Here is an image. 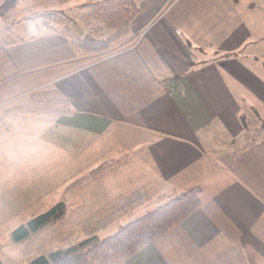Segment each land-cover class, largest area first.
I'll list each match as a JSON object with an SVG mask.
<instances>
[{
	"label": "crops",
	"instance_id": "1",
	"mask_svg": "<svg viewBox=\"0 0 264 264\" xmlns=\"http://www.w3.org/2000/svg\"><path fill=\"white\" fill-rule=\"evenodd\" d=\"M135 2L112 53L43 25L0 42V154L66 179L111 163L66 191L76 221L102 219L95 234L200 186L198 207L117 264H264V0Z\"/></svg>",
	"mask_w": 264,
	"mask_h": 264
},
{
	"label": "rangeland",
	"instance_id": "2",
	"mask_svg": "<svg viewBox=\"0 0 264 264\" xmlns=\"http://www.w3.org/2000/svg\"><path fill=\"white\" fill-rule=\"evenodd\" d=\"M3 1L0 0L1 43L14 41L37 31V28H41L43 25L42 20L44 18L42 14L49 12L47 8L41 5L44 2L47 3L48 0H16V4L9 10L1 8V4L4 3ZM72 9L65 11L73 19L69 25L70 34L74 38L76 36L82 37L87 30L86 25L80 19L82 10L75 7ZM261 26L263 25H260L259 28ZM120 47L121 42L118 41L112 43L104 52L91 53L108 54L117 51V49L119 50ZM15 145L16 143L12 147ZM13 152L15 154H0V180L7 179V185H0V260L2 264H31V260L36 256L47 255L55 250H63L73 245L88 243L92 239H100L109 235L120 225L133 218L127 217L123 219L125 220L124 223L117 226L115 230L108 234H95V229L97 230L98 226L103 223L102 219H99L95 227H87L83 218L76 217L79 220L76 221L71 216V213L73 214L72 208L74 203H71L69 200L67 201L69 195L66 193V191L78 187L86 179L91 178L92 176L83 179L73 188H67L71 182L87 176L92 169L79 170V177L76 176L77 178L71 177L66 179L67 173L57 172V170L54 171V160L51 159L42 164L38 161L36 155L30 154L29 157L26 156L27 160L25 161L22 159V155L24 154ZM40 164L41 169L46 164L47 172L50 173L46 178L40 179L44 183H39L37 177ZM5 170H10L7 174L8 176H13V178L5 176L3 174ZM28 173H31V175ZM23 179L35 181L28 186L23 185ZM18 182L21 183L17 185L16 183ZM166 200L159 202V204H162ZM59 202L64 203V212L61 216L44 225L39 230L32 232L22 240L14 239L13 231L18 226L26 224L32 217L45 212ZM136 251L118 256L108 264H117L121 259L134 254Z\"/></svg>",
	"mask_w": 264,
	"mask_h": 264
},
{
	"label": "trees",
	"instance_id": "3",
	"mask_svg": "<svg viewBox=\"0 0 264 264\" xmlns=\"http://www.w3.org/2000/svg\"><path fill=\"white\" fill-rule=\"evenodd\" d=\"M1 8L9 10L16 0H4ZM82 10L81 21L87 30L82 37L72 40L75 50L81 52H104L114 42L124 38L130 30V23L139 12L135 0H91L77 6ZM42 24L49 30H57L68 36L73 21L65 11H49L42 14ZM59 25V27H57ZM111 163L93 168L85 177L71 182L73 188L83 179L105 170ZM199 185H190L176 194L170 195L165 202L120 225L111 234L88 243L55 250L47 255H39L31 264H108L114 258L131 253L143 247L170 227L181 222L200 204ZM64 203L59 202L13 231L15 240H22L32 232L61 216Z\"/></svg>",
	"mask_w": 264,
	"mask_h": 264
},
{
	"label": "water",
	"instance_id": "4",
	"mask_svg": "<svg viewBox=\"0 0 264 264\" xmlns=\"http://www.w3.org/2000/svg\"><path fill=\"white\" fill-rule=\"evenodd\" d=\"M0 264H2L1 260H0Z\"/></svg>",
	"mask_w": 264,
	"mask_h": 264
}]
</instances>
